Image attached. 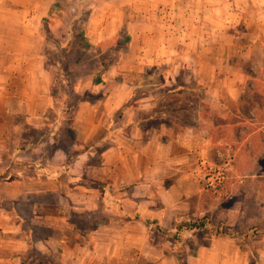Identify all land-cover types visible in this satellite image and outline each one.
I'll use <instances>...</instances> for the list:
<instances>
[{"label": "crops", "instance_id": "1", "mask_svg": "<svg viewBox=\"0 0 264 264\" xmlns=\"http://www.w3.org/2000/svg\"><path fill=\"white\" fill-rule=\"evenodd\" d=\"M117 3L90 15L85 37L124 36L123 55L98 82H78L73 107L52 95V74H23L26 129L48 133L0 136V264H26L30 250L42 264H180L187 250L190 264H249L236 222L224 226L231 235L182 231L181 243L158 229L204 217L216 228L211 213L234 212L206 193L201 159L220 153L214 129L235 126L226 102L249 106L243 97L255 94L241 63L264 64V0ZM126 70L137 74H117ZM188 91L197 104L179 98ZM258 120L246 123L264 127Z\"/></svg>", "mask_w": 264, "mask_h": 264}, {"label": "rangeland", "instance_id": "2", "mask_svg": "<svg viewBox=\"0 0 264 264\" xmlns=\"http://www.w3.org/2000/svg\"><path fill=\"white\" fill-rule=\"evenodd\" d=\"M117 4V0H0V136L24 137L33 142L43 132L48 133L47 129H26L28 120L23 110L24 105L29 108L33 105V89L23 74H52L57 91L53 87L51 93L69 110L78 100L76 85L79 81L92 76L93 82H98L100 75L116 65L128 39L121 36L102 43H89L85 33L88 19L95 10L101 12L105 6L115 8ZM260 40L264 42V36ZM241 65L248 74L255 75L250 84L255 87V94L243 97L249 106L237 107L226 102L235 126L214 129L217 141L214 148L220 153L212 152L206 161L201 159L200 178L211 199L217 198L215 202L225 211H234L211 213L213 224L225 230L227 222H236L234 233L241 236L237 243L243 251L249 250V264H264V255L258 253L264 247V127L260 122L258 125L246 123L254 117L264 123V64L254 61ZM60 74H63L62 79ZM117 74L137 73L126 70ZM187 84L190 86L189 83L184 85ZM181 96L179 98L185 101H194L189 91ZM172 98L175 95L168 96V100ZM200 99L196 94L195 104ZM192 116L189 111L179 114L178 118L187 120ZM241 121L245 125L236 126ZM218 136L223 141L217 140ZM239 137L241 142L237 140ZM24 143L20 146L8 143V152L16 150L15 146L20 149ZM227 144L232 145L231 150ZM187 251L179 252L180 264H190ZM26 256V264H42L44 260V256L34 250L28 251Z\"/></svg>", "mask_w": 264, "mask_h": 264}, {"label": "trees", "instance_id": "3", "mask_svg": "<svg viewBox=\"0 0 264 264\" xmlns=\"http://www.w3.org/2000/svg\"><path fill=\"white\" fill-rule=\"evenodd\" d=\"M153 71L154 70H150L148 71L147 74H154L155 71L154 73ZM155 74H162L161 69H158ZM158 231L165 236L171 237L178 243L182 242V237L180 234V232L182 231H193L198 235L209 234V235L216 236V237L220 235H225V234L231 235L233 233L232 231L226 232V230H222L220 228H210L209 229L207 227V218L205 217L198 219V220L180 222L179 224L176 225L175 232L167 233V232L161 231L160 229H158Z\"/></svg>", "mask_w": 264, "mask_h": 264}]
</instances>
